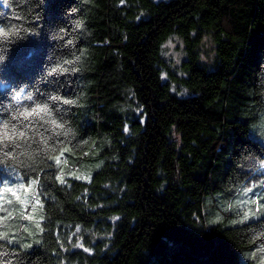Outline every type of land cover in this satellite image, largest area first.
Returning <instances> with one entry per match:
<instances>
[{
  "label": "trees",
  "instance_id": "trees-1",
  "mask_svg": "<svg viewBox=\"0 0 264 264\" xmlns=\"http://www.w3.org/2000/svg\"><path fill=\"white\" fill-rule=\"evenodd\" d=\"M0 28V124L29 137L0 189L39 200L0 205V264H259L264 0H0Z\"/></svg>",
  "mask_w": 264,
  "mask_h": 264
},
{
  "label": "snow or ice",
  "instance_id": "snow-or-ice-1",
  "mask_svg": "<svg viewBox=\"0 0 264 264\" xmlns=\"http://www.w3.org/2000/svg\"><path fill=\"white\" fill-rule=\"evenodd\" d=\"M123 2H124V0H121V3H123ZM4 3H7V0H4ZM8 35H9L8 31H6L3 28H0V36L7 37ZM0 59H3V57H0ZM58 70H62V69H53V72L58 71ZM22 98L30 100L32 97H31V95H28L27 97H22L20 93H17L13 97V99L17 102H19ZM42 113L45 115H50V112H49L46 105L45 106L37 105L36 107L32 108L31 110L25 109L23 112H19L12 119L18 120L19 117H23V119L25 121H30V118H32V117H40L41 119H43L44 117L41 115ZM50 123L57 128L62 127V125L57 124L55 120H51ZM27 129H28V125H24L23 130L17 129L15 124H11V127H9V122L5 121L3 124H0V145H2L3 147H8L9 144H12V145H15L16 148H19L21 145L19 143H17V141H20V140L27 141L29 139ZM44 143L47 144V140H45ZM3 147H0V151H3ZM61 155H63V152L61 153ZM4 156L5 157H13V152L8 151V152L4 153ZM55 159H56V163H60V157L59 156H57ZM57 179L63 183V177L62 176H58ZM36 184H37V181L33 180L27 186V188H25L24 185H20L19 187L21 189H24L25 192H28L29 190H34V186ZM0 191L11 192L13 194V196H16L17 200L20 199V197L17 195L18 189L4 188V189H0ZM248 191H251V189H246V192H248ZM0 199H3V197H0ZM26 201H27V197L25 198V200L21 201V203H26ZM36 203L39 204L38 199L36 200ZM34 208H35V206H34ZM247 215L248 214L246 213L245 214L246 218H247ZM28 218L31 219L32 217H28ZM261 251L264 252V249H262Z\"/></svg>",
  "mask_w": 264,
  "mask_h": 264
},
{
  "label": "rangeland",
  "instance_id": "rangeland-1",
  "mask_svg": "<svg viewBox=\"0 0 264 264\" xmlns=\"http://www.w3.org/2000/svg\"><path fill=\"white\" fill-rule=\"evenodd\" d=\"M174 45H175V43L171 42L170 46H168L169 49L173 48ZM171 50H172V52L174 53V56H175L176 55L175 52L173 51V49H171ZM101 166H102V162H92L90 165L86 166L82 172H78L77 177H75V178H77L79 180H88L91 177V175L93 174V172L95 170L99 169ZM14 178L15 177H13L12 180H11V184L12 185L8 184V188L18 189L17 195L20 197V199L17 200L16 196H13V194L11 192H2V191H0V197H3V199H0V202H1L0 205L6 204V203L12 204L14 202H18V203H20V207L22 205V207H21V210H22L23 207L27 206L28 204L33 202V200L35 199V201L32 203L33 206H32L31 210H33V211L28 213V217H32V218L31 219L28 218V221H27V222L34 223L35 220H37L36 219L38 217L37 212L39 211V209H38L39 204L36 203V196H35V193H34L35 186H34V190H29L28 192H25L24 189H21L19 187L20 185H24L25 188H27V186L33 181V179L28 181V182H24V181L19 182V180L18 181L13 180ZM20 181H21V179H20ZM2 187L3 188H1V189H4V186H2ZM26 197H27L26 203H21V201L25 200ZM249 202H250V198L248 196L245 197L244 194L243 195L240 194L238 197H236L235 199L232 200L231 204L229 205V208L231 209L232 207H237V208H239V209H241L243 211V208L245 209L246 205ZM242 205H244V206H242ZM34 206H35V208H34ZM261 209H262V207H261ZM246 213L248 214L247 209L242 212L240 218H238L237 220L232 221L231 224H237L239 222L246 221L247 218L249 217L248 215H247V218L245 217ZM263 214H264V210L261 213L257 214V215H263ZM217 221H219V219L214 220L212 223H217ZM31 231H32V229H29L30 233H31ZM25 245H27V243H24V246ZM259 251L262 252L261 250H259ZM257 261L259 262V264H264V253L259 255Z\"/></svg>",
  "mask_w": 264,
  "mask_h": 264
}]
</instances>
